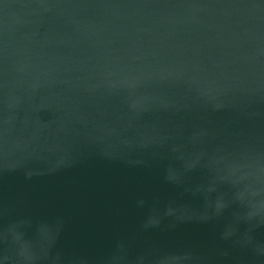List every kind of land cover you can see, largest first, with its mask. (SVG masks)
I'll return each instance as SVG.
<instances>
[{"label": "water", "instance_id": "water-1", "mask_svg": "<svg viewBox=\"0 0 264 264\" xmlns=\"http://www.w3.org/2000/svg\"><path fill=\"white\" fill-rule=\"evenodd\" d=\"M0 264H264V0H0Z\"/></svg>", "mask_w": 264, "mask_h": 264}]
</instances>
